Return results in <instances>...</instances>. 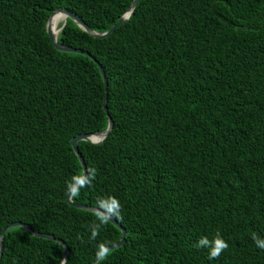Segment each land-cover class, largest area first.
Returning <instances> with one entry per match:
<instances>
[{
    "label": "trees",
    "instance_id": "trees-1",
    "mask_svg": "<svg viewBox=\"0 0 264 264\" xmlns=\"http://www.w3.org/2000/svg\"><path fill=\"white\" fill-rule=\"evenodd\" d=\"M133 0H0V233L12 223L65 243L66 264H91L115 245L95 240L94 213L70 207L82 168L70 146L104 131L97 65L57 51L45 30L57 9L105 33ZM59 25L58 29L61 27ZM57 42L88 52L107 81L113 126L99 145L79 142L96 179L74 204L122 205L124 244L100 264H264V0H138L106 39L70 19ZM219 231V259L195 247ZM61 245L22 228L3 236L0 264H60Z\"/></svg>",
    "mask_w": 264,
    "mask_h": 264
},
{
    "label": "water",
    "instance_id": "water-1",
    "mask_svg": "<svg viewBox=\"0 0 264 264\" xmlns=\"http://www.w3.org/2000/svg\"><path fill=\"white\" fill-rule=\"evenodd\" d=\"M138 0H133L131 6L128 8V10L121 16V18L118 20V22L112 26L107 32L105 33H96L94 31H92L85 23H83L76 15L69 13L66 10L63 9H57L55 10L47 19L46 25H45V30L46 33L53 45V47L60 52L63 53H72V54H78V55H82L87 57L88 59H90L93 63H95L97 65V68L100 72L101 78H102V82H103V87H104V97L102 99V109L104 111V113L106 114V117L108 119V126L107 128L102 131V132H97L94 134H80L77 135L76 137L70 139V146L72 147L73 153L76 156V158L78 159L80 166L82 168V173L87 174L86 172V166L84 164L83 158L81 156V154L79 153L78 150V143L79 142H87L93 145H99L101 144L106 137L108 136V134L110 133L113 123L111 118L109 117V115L107 114V105H106V100H107V81L105 78V73L102 69V67L96 62V60L88 53L79 49H74V48H70V47H66L64 45H61L57 42V34L62 30V28L65 26L66 24V19H70L80 30H82L84 33L88 34L89 36H91L94 39H106L108 38L115 30H117L119 27H121L133 14V11L135 9V6L137 4ZM57 14H61L65 17V20L62 22L61 27L58 29L57 33H53L51 31V29L49 28V21ZM70 197V193L66 194V198L65 201L66 203L70 206V207H74L78 210H84V211H88L91 213H94V210L96 208H92V207H87V206H83V205H77L74 204L72 202V199L69 198ZM109 223H111L113 226H115L120 232H121V238L118 241V243H116L115 245H111L109 246L110 251L121 247L124 242H125V237H126V232L125 230L117 223V221L112 218ZM14 227H19L24 229L25 231H27L31 236L39 238V239H43V240H49V241H53L55 243H58L59 245H61L62 249H63V255L61 258V262L60 264H62V261L67 263L68 260V255H69V251L67 246L65 245V243L59 239L54 238L53 236L50 235H45V234H40L34 230H32L29 226L25 225V224H21V223H12L9 224L8 226H6L0 233V258H1V254H2V243H3V236L4 234L11 228ZM91 264H96V258L95 260L91 263Z\"/></svg>",
    "mask_w": 264,
    "mask_h": 264
},
{
    "label": "clouds",
    "instance_id": "clouds-1",
    "mask_svg": "<svg viewBox=\"0 0 264 264\" xmlns=\"http://www.w3.org/2000/svg\"><path fill=\"white\" fill-rule=\"evenodd\" d=\"M86 172L87 174L80 173L74 175L68 182L67 191L70 193V199H76L80 195L82 189L92 186L93 181L96 179L97 171L95 168H88ZM121 212L122 205L117 198L113 196L98 198L94 215L99 223L94 222L90 225V238L95 240L99 235L101 227L107 225L112 218L122 220ZM252 240L257 248L264 250V238L253 233ZM195 247L198 249H209L208 259L211 261L219 259L222 253L228 250L229 244L222 238L220 232L217 231L213 240H209L207 237H201ZM109 255V246L104 243L99 244L96 252V264H100V261L105 260ZM62 264H66V262L62 261Z\"/></svg>",
    "mask_w": 264,
    "mask_h": 264
},
{
    "label": "bare ground",
    "instance_id": "bare-ground-1",
    "mask_svg": "<svg viewBox=\"0 0 264 264\" xmlns=\"http://www.w3.org/2000/svg\"><path fill=\"white\" fill-rule=\"evenodd\" d=\"M65 20V17L61 14L55 15L50 21H49V28L53 33H57L59 25Z\"/></svg>",
    "mask_w": 264,
    "mask_h": 264
}]
</instances>
